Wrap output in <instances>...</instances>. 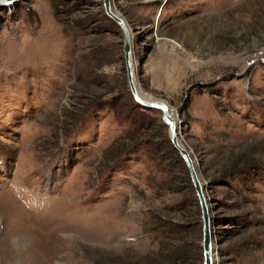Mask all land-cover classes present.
Instances as JSON below:
<instances>
[{"label": "rangeland", "instance_id": "obj_1", "mask_svg": "<svg viewBox=\"0 0 264 264\" xmlns=\"http://www.w3.org/2000/svg\"><path fill=\"white\" fill-rule=\"evenodd\" d=\"M113 4L142 94L176 109L200 164L218 264H264V0ZM14 5L0 6V264H203L200 204L153 144L170 136L162 111L143 108L165 126L125 146L142 122L103 0Z\"/></svg>", "mask_w": 264, "mask_h": 264}, {"label": "water", "instance_id": "obj_2", "mask_svg": "<svg viewBox=\"0 0 264 264\" xmlns=\"http://www.w3.org/2000/svg\"><path fill=\"white\" fill-rule=\"evenodd\" d=\"M18 0H0V6H8ZM113 0H103L104 10L107 16L114 20L121 28L123 39L124 59L126 62V71L128 83L133 97L139 105L145 108L160 109L163 113V121L169 128L170 140L174 147L178 150L180 156L185 161L188 168L192 183L199 200L202 211L203 220V264H214L213 257V238H212V213L208 203L207 197V184L202 182L200 177V164L191 151L182 143L179 135L178 128L182 125L179 123L177 127L176 120L170 114V105L163 100H149L142 97L139 93V87L136 84L134 70L132 68V61H134V36L132 35L131 28L121 13L118 14L113 7Z\"/></svg>", "mask_w": 264, "mask_h": 264}, {"label": "trees", "instance_id": "obj_3", "mask_svg": "<svg viewBox=\"0 0 264 264\" xmlns=\"http://www.w3.org/2000/svg\"><path fill=\"white\" fill-rule=\"evenodd\" d=\"M106 17L109 19V20H111V22H113L115 25H117L118 26V24L115 22V21H113L112 19H110L107 15H106ZM136 107H135V110L134 111H136V110H138V113H137V115L139 116V117H141V118H139L137 121H134V123H135V126L137 127V125L138 124H140V122H142L141 123V128L140 127H137V129L134 131L135 133L133 134V132H128L127 133V137H126V143H125V146H130V145H132V143L134 142V143H137V139H139V138H141L142 136H145V135H147L148 133L149 134H152L154 131H152L151 130V128H161L162 126H165L163 123H161V122H159L158 124H151L150 122L148 123V120L146 119V116L144 115V113H141L140 114V112H143L142 111V109L144 108V109H146V110H151V109H154V108H145V107H142L141 105H135ZM85 109V108H84ZM83 109V110H84ZM84 111H86V109L84 110ZM144 116V117H143ZM141 120V121H140ZM144 120H146V121H144ZM161 121V120H160ZM74 122V121H73ZM143 122H146V123H143ZM146 125V126H145ZM143 127V128H142ZM142 129L143 131H141L140 129ZM150 130H151V133H150ZM156 130V129H155ZM161 130H162V128H161ZM154 134V133H153ZM156 135H158V134H156ZM160 136H163V140L164 141H162V140H158V142H156V143H153V144H157V147L160 149V151L161 152H163L164 150H166V149H168L169 150V148H171V150L175 153V157L177 156V160H178V162H179V165L180 166H182V168L184 169V172L187 174V178H186V181H187V186H188V188L192 191V193H194V195H195V198L197 197V194H196V191H195V187H194V185H193V183H192V181H191V178H190V174H189V171H188V168H187V166H186V164H185V161L183 160V158L180 156V154H179V152H178V150L174 147V145H173V143L171 142V140H170V138L168 137V135H166L165 133H162ZM136 137V139H134V138ZM159 137V136H158ZM148 138H150L152 141L154 140V137H153V135H152V137H148ZM150 142V141H149ZM165 143V145L163 146L162 145V143ZM163 146V147H162ZM197 201H198V203H199V200H198V197H197ZM178 226V225H177ZM178 229H182V230H184L185 232L186 231H189V229H190V227H188V226H186V225H181V226H179V227H177ZM201 255L202 254H200L199 256H197L198 258H200L201 259ZM196 257V258H197ZM197 258V259H198ZM200 259H198L199 261H200Z\"/></svg>", "mask_w": 264, "mask_h": 264}, {"label": "bare ground", "instance_id": "obj_4", "mask_svg": "<svg viewBox=\"0 0 264 264\" xmlns=\"http://www.w3.org/2000/svg\"><path fill=\"white\" fill-rule=\"evenodd\" d=\"M17 2V1H16ZM16 2H14V3H16ZM14 3H12V4H10V5H8V6H10L11 7V9L12 8H15V5H14ZM113 7H114V10L118 13V14H120V12H119V10L116 8V6L115 5H113ZM7 12H8V10H7ZM109 17V16H108ZM110 18V17H109ZM111 19V18H110ZM114 21V20H113ZM119 26V25H118ZM120 27V26H119ZM131 28V27H130ZM121 29V28H120ZM122 31V30H121ZM131 31H132V35L134 36V31H133V29L131 28ZM123 34V33H122ZM9 36V35H8ZM123 38H124V36H123ZM125 66H126V62H125ZM136 66H137V63L136 62H134V61H132V68H133V70H134V74H135V80H136V84L138 85V82H137V78H136ZM138 87H139V93H140V95L142 96V97H144V98H146V99H149V100H158V99H155V98H147V97H145L143 94H142V92H141V90H140V85H138ZM167 103V102H166ZM169 104V103H168ZM170 105V104H169ZM170 114L172 115V117L176 120V123H177V127H179V123H180V125H181V121H180V119L178 118L179 117V115H178V117H177V115H176V109L174 108V107H172L171 105H170ZM179 130H180V128H178ZM178 135H179V132H178ZM180 137V136H179ZM182 141V140H181ZM183 142V141H182ZM192 153V152H191ZM200 172H201V168H200ZM200 177H201V180H202V182L204 183L205 181L203 180L204 178H203V175H202V172H201V174H200ZM191 178V177H190ZM192 181V180H191ZM206 183V182H205ZM207 184V183H206ZM207 195V197H208V194H206ZM209 200V199H208ZM209 203V202H208ZM210 205V204H209ZM210 208H211V206H210ZM213 222V221H212ZM217 248V244L213 241V259H214V264H218V258H217V253L215 252L214 253V250Z\"/></svg>", "mask_w": 264, "mask_h": 264}, {"label": "built area", "instance_id": "obj_5", "mask_svg": "<svg viewBox=\"0 0 264 264\" xmlns=\"http://www.w3.org/2000/svg\"><path fill=\"white\" fill-rule=\"evenodd\" d=\"M10 27L9 30H7V35H9V37L16 39L19 37V34H17V32L15 31V27L12 23H10V25L8 26Z\"/></svg>", "mask_w": 264, "mask_h": 264}]
</instances>
